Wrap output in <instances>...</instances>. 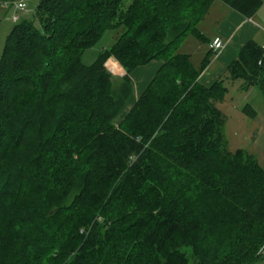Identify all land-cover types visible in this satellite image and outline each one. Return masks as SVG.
<instances>
[{"label": "trees", "instance_id": "trees-1", "mask_svg": "<svg viewBox=\"0 0 264 264\" xmlns=\"http://www.w3.org/2000/svg\"><path fill=\"white\" fill-rule=\"evenodd\" d=\"M217 1L248 18L264 4L38 0L15 21L0 57V264L264 261V167L228 148L224 81H201ZM108 29L114 45L85 64ZM110 57L125 71L115 91ZM152 61L133 101L132 73ZM225 72L264 96V46L247 41Z\"/></svg>", "mask_w": 264, "mask_h": 264}, {"label": "rangeland", "instance_id": "rangeland-1", "mask_svg": "<svg viewBox=\"0 0 264 264\" xmlns=\"http://www.w3.org/2000/svg\"><path fill=\"white\" fill-rule=\"evenodd\" d=\"M26 1L27 9L17 12L19 21L32 18L38 0ZM215 3L220 4L218 1ZM13 14L14 6L0 5V57L6 36L15 24L12 20ZM223 15V11L219 12L216 7H213L200 25L203 33L209 37L215 32ZM259 15L264 16V6L260 9ZM119 33L120 30L108 29L93 47L85 50L82 61L87 65L92 64L100 52L114 45ZM188 38L182 47V51L189 52L188 45L191 44L195 48L192 51L193 57L199 61L202 54L198 48L201 47L205 50L206 46L199 41L198 43L192 36ZM106 65L114 75L112 84L115 91L119 87L120 79L125 71L114 57H110ZM133 77L135 81H140L137 73L133 74ZM228 77L229 74L225 72L220 78L224 81L226 91L223 98L216 102L217 108L225 115L224 138L231 152L235 153L241 150L248 153L257 160L260 166L264 167V96L257 87H245L241 79L232 80ZM261 255L264 257V250ZM257 264H264V261L261 260Z\"/></svg>", "mask_w": 264, "mask_h": 264}, {"label": "crops", "instance_id": "crops-1", "mask_svg": "<svg viewBox=\"0 0 264 264\" xmlns=\"http://www.w3.org/2000/svg\"><path fill=\"white\" fill-rule=\"evenodd\" d=\"M263 6L264 4L261 8ZM213 7H216L219 12L223 11L224 15L218 23L217 30L209 38L213 40L215 37H221L225 47L215 55L208 68L201 75V81L207 86L213 84L225 73L227 65L236 57L241 45L253 39L264 46V16L259 15L261 8L253 17L248 18L222 3H215ZM160 64L159 61H152L133 71L132 76L137 73V77L140 79L139 82L135 81L132 94L133 101L149 84Z\"/></svg>", "mask_w": 264, "mask_h": 264}, {"label": "built area", "instance_id": "built-area-1", "mask_svg": "<svg viewBox=\"0 0 264 264\" xmlns=\"http://www.w3.org/2000/svg\"><path fill=\"white\" fill-rule=\"evenodd\" d=\"M1 5L7 7V6H14V14L12 15L13 22L17 21L19 19V16L17 14L18 11H25L28 7L26 0H16V1H6L3 2ZM209 47L217 54L220 52L224 47L225 44L221 37H215L209 44Z\"/></svg>", "mask_w": 264, "mask_h": 264}]
</instances>
